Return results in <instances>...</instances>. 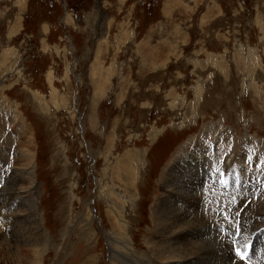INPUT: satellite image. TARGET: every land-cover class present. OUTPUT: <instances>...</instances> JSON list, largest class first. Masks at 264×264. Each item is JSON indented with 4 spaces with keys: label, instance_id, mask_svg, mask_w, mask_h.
Returning a JSON list of instances; mask_svg holds the SVG:
<instances>
[{
    "label": "rangeland",
    "instance_id": "obj_1",
    "mask_svg": "<svg viewBox=\"0 0 264 264\" xmlns=\"http://www.w3.org/2000/svg\"><path fill=\"white\" fill-rule=\"evenodd\" d=\"M207 135L264 155V0H0V173L21 176L0 182V264L148 255L167 170ZM185 169L188 189L219 182L226 210L241 201L253 220L230 237L253 264L238 247L264 226L263 179L238 190ZM12 189L38 198L39 222Z\"/></svg>",
    "mask_w": 264,
    "mask_h": 264
},
{
    "label": "bare ground",
    "instance_id": "obj_2",
    "mask_svg": "<svg viewBox=\"0 0 264 264\" xmlns=\"http://www.w3.org/2000/svg\"><path fill=\"white\" fill-rule=\"evenodd\" d=\"M216 130H218L217 127ZM206 137H209V135L202 137L201 140L197 139L192 152L189 149H185L170 171L167 170V176L164 180V192L154 207L156 237L154 242H150L148 255H133L132 261H130L131 264H245L241 263L240 259L235 255L236 250L234 251L232 247L234 240L230 237V232L239 228L246 230L244 227H247L250 223L249 219L253 220L250 214L244 211L240 217L237 215L242 210L241 207L238 209L241 201L236 202L237 205L234 204L226 210V196H217L224 189L219 182H214L212 186L213 190L211 191L204 190L210 186L203 187L204 189L201 186L197 188L198 184H195L194 189H188V185L186 186L185 183L183 184L179 181L178 174L181 168L182 170L180 171L182 172L186 170L185 168L193 170L197 168L203 173L207 172L213 175L216 179H224L230 186L233 183L239 190L242 183L260 184L258 178H262L264 181V155L261 152H254L252 146L245 143V145H242L241 151L236 156H233L231 152L232 146L224 144L223 140L219 139L221 137H217L212 141H207ZM261 150L264 151V148H261ZM26 158L31 162L32 157L30 154H27ZM125 160L128 163L127 158L124 157L123 161L121 160L122 162L118 163V169L124 168L126 164ZM22 172L27 173V171ZM3 176L6 182L9 180L8 183L10 185H13V182L16 183L21 178L20 175H17L15 171L10 169L9 171L0 173V182H2ZM28 176L32 177L31 172L28 173ZM204 182L211 183V181ZM202 184L204 183L202 182ZM128 185H133V183L129 181ZM6 193L7 197L4 200L12 206H15V204L19 206L32 205V212H34L32 216L36 217V222H39V214L36 212L38 206V198L36 196L26 198L27 195L17 189H12L9 194L8 192ZM24 194L26 195L25 197ZM234 195H238L237 192ZM6 208L8 207L5 206L4 209ZM112 210L118 214L115 211V207H112ZM4 213L6 215L7 212ZM245 215L246 221L244 220V225L242 226L241 220H243ZM263 216L262 213H259L256 215V218L259 219ZM5 217L7 219L4 224L8 221V216L6 215ZM118 220L119 223L122 221L119 216ZM254 224L256 230L247 239L249 240L255 233L253 249L250 251L247 248L238 247V250L241 256L252 257L253 264H264L263 248L260 245L261 242H264V226L260 224L259 220ZM123 228L125 231V227ZM23 230L25 229H22V233ZM222 230H225L227 235H223ZM25 231L28 233L27 230ZM217 236H221L222 238L218 239ZM125 237L122 245L126 246L129 253V248L131 249L132 245L127 238V234ZM113 243L114 249L118 250L119 242L114 240ZM237 243L240 247L243 245V243H239V240H237ZM237 243L235 242V244ZM117 252L120 251L118 250Z\"/></svg>",
    "mask_w": 264,
    "mask_h": 264
}]
</instances>
